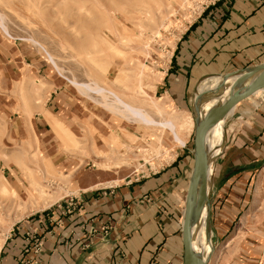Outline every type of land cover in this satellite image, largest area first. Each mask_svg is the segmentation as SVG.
<instances>
[{"label":"rangeland","instance_id":"obj_1","mask_svg":"<svg viewBox=\"0 0 264 264\" xmlns=\"http://www.w3.org/2000/svg\"><path fill=\"white\" fill-rule=\"evenodd\" d=\"M162 2V9L151 22L145 10L152 7L153 0H0V14L8 32L0 28V44L11 48L14 77L10 79L5 70L2 73L0 64V185L6 181L18 195L0 196V215L6 224L43 215L52 209L49 205L66 199L62 197L67 194V180L58 173L61 167L52 166L59 154L68 156L65 161L80 162L81 168L115 170L119 176L152 174L172 160L179 147L171 142L168 131L113 115L104 108L103 98L92 93L94 100L81 94L68 80L74 77L79 82H96L144 109L154 120L166 117L169 99L158 83L171 49L192 20L186 17L185 5L180 8L181 0ZM45 51L62 73L47 60ZM139 67L145 75L144 91L159 110L149 99L133 93L134 71ZM42 77L57 78L61 92L71 102L67 103V126H58L55 119L48 118L54 133L38 119L45 115V96L50 88ZM38 95H42L41 108V101L35 104ZM222 99L214 97L213 106ZM208 108L209 104L204 114ZM230 115L216 123L223 136L218 139L219 153L212 159L204 207L208 218L204 232L213 246L207 264H264V159L252 167L248 159L230 158L234 130ZM131 130L138 136L133 138V148L120 143L131 141ZM193 134L194 127L180 147L191 154L187 174L193 166ZM215 135L209 141L212 149ZM31 176L39 179L46 196L39 198ZM53 192L59 196L41 208ZM28 193L34 194L32 204L40 208L30 206ZM11 228L8 232L0 230V237L6 238Z\"/></svg>","mask_w":264,"mask_h":264},{"label":"crops","instance_id":"obj_2","mask_svg":"<svg viewBox=\"0 0 264 264\" xmlns=\"http://www.w3.org/2000/svg\"><path fill=\"white\" fill-rule=\"evenodd\" d=\"M10 49L0 44L1 72L14 79ZM262 62L264 0H219L177 39L158 88L176 110L191 113L202 81L221 79ZM42 78L50 88L45 115L38 118L40 125L52 131L50 117L67 126L69 98L61 92L57 78ZM54 86L58 87L52 90ZM230 118L234 129L230 158L248 159L254 167L253 163L264 159V93L238 102ZM130 135L131 141H119L133 148V138L138 136L132 130ZM178 147L168 164L146 175L85 169L78 161H65L64 154L55 156L51 164L61 167L58 173L67 180V194L62 197L66 199L55 201L43 215L14 224L0 248V264L33 259L37 264H183L180 201L190 177L186 170L191 154ZM218 153L219 148L214 155ZM28 232L42 238L38 255L30 249Z\"/></svg>","mask_w":264,"mask_h":264},{"label":"bare ground","instance_id":"obj_3","mask_svg":"<svg viewBox=\"0 0 264 264\" xmlns=\"http://www.w3.org/2000/svg\"><path fill=\"white\" fill-rule=\"evenodd\" d=\"M153 2L154 3L152 5V7L150 6V8L145 10L146 18L148 19V21H151V22L154 21L155 14H157L163 7L162 0H153ZM45 5H47V4H45ZM110 5H112V4H110ZM36 11H37V9H36ZM31 14H32V12H31ZM43 20H45V18ZM0 28L2 29V31L4 33L8 34L6 25L4 24L3 17L1 14H0ZM92 37H93V35H92ZM145 46H147V45H145ZM45 52H46L47 60H49L55 66V68L57 69V71L59 73H62V69L60 67H58L57 63L55 62L56 60L54 61V58L52 57V55L48 51H45ZM99 52L102 53L101 51H99ZM134 72H135L134 80L136 82L133 85L134 86L133 87V93L136 95H141L143 97V100H145L146 98L149 99L150 102L157 108V110H159V108L157 107V104H155V102L152 100V97H150L144 91L143 84H142V80H143L142 78L145 77V75L143 73V68L139 67ZM24 75H25V73H24ZM255 76L256 75L249 77L248 79L244 80L243 82L237 84L234 88H233V82L235 80V76L227 77L224 79H207V80L202 81L198 87V89H199L198 92L204 93L203 97L200 99V102H199L200 114L202 116L204 115L206 106L208 104H209V108H208L209 110L212 107H214L212 104L213 103L212 99H214V97H217V96L223 97L221 102H219V104H221L222 102H224L227 99V97L230 95L232 90H236V89L243 88V87L247 86L253 80V78ZM68 80L75 87V89H77V91H79L81 94H85L89 98L94 99V100H96V98H94L90 95L92 93L97 94V95H99V97L103 98L102 104H103L104 108H106L108 111H110L113 115H116L119 117L121 116L131 123H138V124H141V125L149 127V128L157 127L161 131H164V130L168 131L169 134L171 135V142L175 146H180V147L184 146L186 134L189 133L194 127V120H193L191 113L176 110L173 107V105L170 103L169 100L166 101V108H168V109H166V112H165L166 117L162 118L161 121H157V120H154L144 109L134 105L133 103H130V102L124 100L118 93L114 92L110 88L99 85L96 82H79L74 77L70 78ZM220 80H222L223 86H221V88H216V86L220 82ZM34 89L36 91H38L37 88H34ZM262 93H264L263 89H259V90L255 91L253 93V95H259ZM38 96H37L38 98L36 97L37 101H35L36 102L35 104L38 103V100L39 101L42 100V95H38ZM96 102H98V101H96ZM42 106L43 105H42V101H41L39 108H41ZM233 110H234V108L232 110H230L228 114H231L233 112ZM55 124L58 126H61L63 123H61L60 121H57L55 119ZM215 132H216L215 142H214V146L212 149L209 141L213 137ZM221 136H223V131L220 133V131L217 130L216 124H214L207 129L205 137H204V152H205V155L207 158V164H208L207 185H208V182H209L210 176H211V163H212L213 155L219 148L218 139ZM103 165L104 164H102V166ZM24 166H26V165H24ZM30 180H31V183L33 185L37 186L36 187V191H37L36 194H38L39 198L46 196L45 191L43 190V186L41 185L39 179L31 176ZM207 185H206V187H207ZM260 189H261V180H259L257 183V187H256V193L257 194H259ZM57 193L58 192H53V194H48V199H46V201H44L43 205H41V208L44 207V205H46L47 202H52L54 199H56L59 196V195H57ZM9 195L16 197V198L18 197L17 193L13 189H11L8 186V183L5 181V183H2L0 185V196L2 198H6ZM25 195H27V194H25ZM26 199H27V202L30 204L31 207L40 208V206H38L37 203H35V206L32 204L33 203L32 201L34 200V194L28 193ZM23 201H25V200H23ZM23 203L25 204V202H23ZM184 207H185V202L183 199L180 201V210H181L182 216L184 214ZM204 207H205V205L203 206V208L201 210L199 220L191 228V243H192V247H193L194 252H196L199 256H201L208 263V257H209V254H210L213 246L208 241V237L206 236L207 233L205 234V232H204L205 222H207ZM12 225H13V222H8L6 224L0 215V230L1 231L8 232V230L11 228ZM4 239H5L4 236L0 237V248L2 246Z\"/></svg>","mask_w":264,"mask_h":264},{"label":"water","instance_id":"obj_4","mask_svg":"<svg viewBox=\"0 0 264 264\" xmlns=\"http://www.w3.org/2000/svg\"><path fill=\"white\" fill-rule=\"evenodd\" d=\"M256 75L253 80L245 87L232 90L227 99L219 105L212 107L203 116L199 112V102L204 93L198 92L193 104L191 115L194 120L193 134V166L191 169L186 193L184 214L181 221V243H182V260L183 264H207L201 256L194 252L191 243V228L199 220L201 210L204 205L207 206V158L204 152V137L207 129L222 120L234 106L253 95L259 89L264 90V62L252 67L230 72L221 78L235 76L233 88ZM223 86L222 80L217 84L216 88ZM208 228V218L206 222Z\"/></svg>","mask_w":264,"mask_h":264},{"label":"built area","instance_id":"obj_5","mask_svg":"<svg viewBox=\"0 0 264 264\" xmlns=\"http://www.w3.org/2000/svg\"><path fill=\"white\" fill-rule=\"evenodd\" d=\"M181 2L182 3L180 5V8H182L181 6L185 5L186 11L188 12L186 17L192 20L191 22H188V25H190L195 19H197L201 15V13L205 8L215 5L218 2V0H181ZM72 204H73V200L70 198L68 200L67 205L70 208ZM33 235L34 233H30V232L26 233V237L31 238L30 249H32L34 255H38L42 248V238L34 237ZM37 263H38L37 260L33 259L26 262L23 261L21 264H37Z\"/></svg>","mask_w":264,"mask_h":264},{"label":"trees","instance_id":"obj_6","mask_svg":"<svg viewBox=\"0 0 264 264\" xmlns=\"http://www.w3.org/2000/svg\"><path fill=\"white\" fill-rule=\"evenodd\" d=\"M219 1V0H218Z\"/></svg>","mask_w":264,"mask_h":264}]
</instances>
